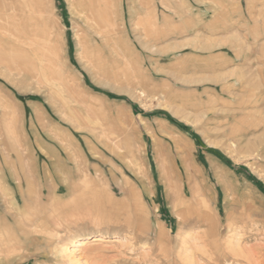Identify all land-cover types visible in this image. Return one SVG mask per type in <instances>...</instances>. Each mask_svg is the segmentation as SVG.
Listing matches in <instances>:
<instances>
[{"label":"rangeland","instance_id":"1","mask_svg":"<svg viewBox=\"0 0 264 264\" xmlns=\"http://www.w3.org/2000/svg\"><path fill=\"white\" fill-rule=\"evenodd\" d=\"M249 177L264 0H0V264H264Z\"/></svg>","mask_w":264,"mask_h":264},{"label":"trees","instance_id":"2","mask_svg":"<svg viewBox=\"0 0 264 264\" xmlns=\"http://www.w3.org/2000/svg\"><path fill=\"white\" fill-rule=\"evenodd\" d=\"M115 98L125 100L126 102H128L129 104H131V106L133 107V109H134L135 112L143 113V111H141V110H140L135 104L131 103L126 97H121V96L119 97V96H118V97H115ZM143 114H145V113H143ZM147 114H149V113H147ZM151 114H153V113H151ZM154 114L167 116V115H165L163 112H156V113H154ZM183 128L186 129L187 127L184 126ZM249 178H251V180H253V182L255 183V185H256L260 190L264 191L263 185H262L260 182L256 181V180L253 179L252 177H249Z\"/></svg>","mask_w":264,"mask_h":264},{"label":"bare ground","instance_id":"3","mask_svg":"<svg viewBox=\"0 0 264 264\" xmlns=\"http://www.w3.org/2000/svg\"><path fill=\"white\" fill-rule=\"evenodd\" d=\"M184 207V206H183ZM182 209V208H181ZM203 219V218H202ZM147 221V220H146ZM93 240H95V239H93ZM97 240H100L99 238L97 239ZM83 243H86V242H83V241H76L75 243H74V245L75 246H79V245H81V244H83ZM242 253V252H241ZM251 254V253H250ZM257 263V262H256ZM257 264H259V263H257ZM261 264V263H260Z\"/></svg>","mask_w":264,"mask_h":264}]
</instances>
